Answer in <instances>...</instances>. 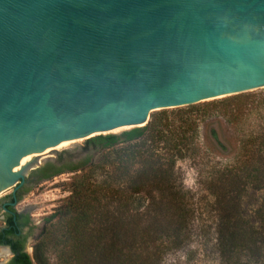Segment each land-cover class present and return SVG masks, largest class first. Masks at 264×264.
<instances>
[{
    "label": "water",
    "instance_id": "1",
    "mask_svg": "<svg viewBox=\"0 0 264 264\" xmlns=\"http://www.w3.org/2000/svg\"><path fill=\"white\" fill-rule=\"evenodd\" d=\"M259 89L264 0H0V198L29 154Z\"/></svg>",
    "mask_w": 264,
    "mask_h": 264
},
{
    "label": "trees",
    "instance_id": "2",
    "mask_svg": "<svg viewBox=\"0 0 264 264\" xmlns=\"http://www.w3.org/2000/svg\"><path fill=\"white\" fill-rule=\"evenodd\" d=\"M253 96L242 93L171 114L152 113L144 127L86 140L84 146L98 157L61 154L56 164L38 169L41 180L81 173L69 183V196L46 219L31 256L6 241L14 253L9 264H51L49 249L56 264H162L167 250L185 242L188 207L176 186L177 161L193 154L196 130L212 109L222 104L220 113L236 121L258 104ZM170 115H177L176 120ZM206 185L218 216L214 241L220 263L264 264V124L244 138L233 163L212 168ZM249 191L261 193L252 216L243 210ZM143 192L157 193V203L165 206V225L155 220L142 226L148 209L139 212Z\"/></svg>",
    "mask_w": 264,
    "mask_h": 264
},
{
    "label": "rangeland",
    "instance_id": "3",
    "mask_svg": "<svg viewBox=\"0 0 264 264\" xmlns=\"http://www.w3.org/2000/svg\"><path fill=\"white\" fill-rule=\"evenodd\" d=\"M247 93L254 94L253 97L258 101V104L249 110H245L243 116L236 121L231 117L223 116L220 113L224 109L223 105H217L216 109L210 111L211 115L202 121L196 130L194 135V145L196 148L192 151L193 154L191 152L188 153L184 159H179L176 163L175 169L178 183L176 186L181 188V194L185 196L188 207L186 209L188 211L187 224L184 232L185 242L177 249L167 250L162 264H221L214 241L218 216L214 206L213 195L206 185V179L213 167L233 163L244 138L257 133L264 124V89ZM225 98L198 103L194 107L197 108V105L200 106L205 103H219ZM186 107L161 111L171 114L176 109L183 110L187 109ZM158 112L160 111L153 113ZM170 116L172 120H176L177 115ZM126 130L123 129L118 133ZM197 140L199 145L198 152ZM85 141L82 140L75 147L70 146L63 150L74 155L82 153L83 156L81 155L80 157L91 153L96 157L98 153L93 152L92 147H85ZM63 150L60 151L61 154ZM48 158L51 159L44 163L43 161L46 160H43L39 169L47 164H56L58 161V158L54 154ZM80 173L64 172L50 180L32 183L29 193L23 197L18 209H27L34 225L26 244V252L30 256L32 255L36 239L47 226L46 219L69 196V183L74 176ZM97 178L101 179V176L97 174ZM7 194L1 196L0 200L7 196ZM155 194L154 192L139 194L140 198L144 199L143 206L139 212H142L148 206L141 222L143 227L154 225L153 222L155 220L165 225L163 217H161L165 206L163 207L162 204L157 203V198H154ZM260 201V192L249 191L243 202L245 214L252 216L253 212L258 208ZM47 255L50 263L56 264V258L52 249H49ZM10 258V254L6 256L2 255L0 256V263Z\"/></svg>",
    "mask_w": 264,
    "mask_h": 264
},
{
    "label": "flooded vegetation",
    "instance_id": "4",
    "mask_svg": "<svg viewBox=\"0 0 264 264\" xmlns=\"http://www.w3.org/2000/svg\"><path fill=\"white\" fill-rule=\"evenodd\" d=\"M40 178L41 175L37 171L30 173L24 183L15 192L11 190L7 196L0 200V252L6 251L0 256L9 255L8 250L4 248L8 247L11 250V247L6 243L7 240H10L22 252H26V244L34 225L29 211L27 209H18V206L23 197L29 193L31 184L42 181ZM13 257L14 253L12 252L8 264Z\"/></svg>",
    "mask_w": 264,
    "mask_h": 264
},
{
    "label": "bare ground",
    "instance_id": "5",
    "mask_svg": "<svg viewBox=\"0 0 264 264\" xmlns=\"http://www.w3.org/2000/svg\"><path fill=\"white\" fill-rule=\"evenodd\" d=\"M123 129H127V128H121L118 130H114V131H111V133H118L119 131H121ZM80 141H82V140H72V141L62 142L53 148H48V149L44 150L41 153L29 154L20 160L19 164L14 168V171L17 172V171H20L22 169L29 168L30 166H34L33 163L35 160L42 162L44 159L51 157L54 154V151H61L63 149H66V148L74 145V144L79 143ZM4 252H6V251H4V250L1 251L0 255ZM5 261L1 262L0 264L4 263Z\"/></svg>",
    "mask_w": 264,
    "mask_h": 264
}]
</instances>
